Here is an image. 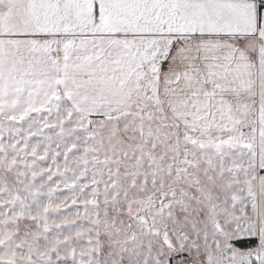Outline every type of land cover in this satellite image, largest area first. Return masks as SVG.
Listing matches in <instances>:
<instances>
[{"label": "snow or ice", "instance_id": "snow-or-ice-1", "mask_svg": "<svg viewBox=\"0 0 264 264\" xmlns=\"http://www.w3.org/2000/svg\"><path fill=\"white\" fill-rule=\"evenodd\" d=\"M0 264H264V0H0Z\"/></svg>", "mask_w": 264, "mask_h": 264}]
</instances>
